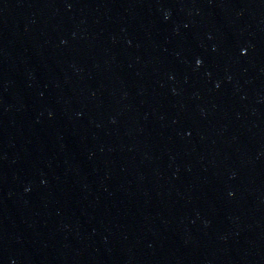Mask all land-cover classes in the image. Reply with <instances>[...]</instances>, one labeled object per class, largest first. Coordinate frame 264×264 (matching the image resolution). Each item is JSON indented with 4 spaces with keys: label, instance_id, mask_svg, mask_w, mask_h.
<instances>
[{
    "label": "water",
    "instance_id": "1",
    "mask_svg": "<svg viewBox=\"0 0 264 264\" xmlns=\"http://www.w3.org/2000/svg\"><path fill=\"white\" fill-rule=\"evenodd\" d=\"M0 264H264V0H0Z\"/></svg>",
    "mask_w": 264,
    "mask_h": 264
},
{
    "label": "clouds",
    "instance_id": "2",
    "mask_svg": "<svg viewBox=\"0 0 264 264\" xmlns=\"http://www.w3.org/2000/svg\"><path fill=\"white\" fill-rule=\"evenodd\" d=\"M198 63H199V61H198Z\"/></svg>",
    "mask_w": 264,
    "mask_h": 264
}]
</instances>
